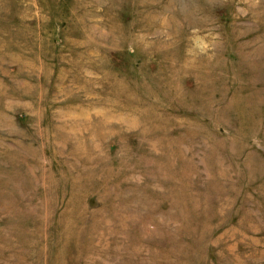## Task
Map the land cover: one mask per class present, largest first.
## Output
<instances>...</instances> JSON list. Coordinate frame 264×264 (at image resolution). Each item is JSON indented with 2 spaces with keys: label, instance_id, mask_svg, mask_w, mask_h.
Masks as SVG:
<instances>
[{
  "label": "rangeland",
  "instance_id": "obj_1",
  "mask_svg": "<svg viewBox=\"0 0 264 264\" xmlns=\"http://www.w3.org/2000/svg\"><path fill=\"white\" fill-rule=\"evenodd\" d=\"M0 264H264V0H0Z\"/></svg>",
  "mask_w": 264,
  "mask_h": 264
}]
</instances>
